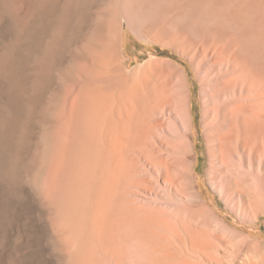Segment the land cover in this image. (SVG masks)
<instances>
[{"label":"bare ground","instance_id":"6f19581e","mask_svg":"<svg viewBox=\"0 0 264 264\" xmlns=\"http://www.w3.org/2000/svg\"><path fill=\"white\" fill-rule=\"evenodd\" d=\"M125 29L192 67L204 179L264 215V0H0V264H264L202 195L189 72Z\"/></svg>","mask_w":264,"mask_h":264},{"label":"rangeland","instance_id":"374dc122","mask_svg":"<svg viewBox=\"0 0 264 264\" xmlns=\"http://www.w3.org/2000/svg\"><path fill=\"white\" fill-rule=\"evenodd\" d=\"M123 35H125L124 37H122L124 39V42H126L124 46V48H126L125 56L130 59V67H134L137 63H142L147 59H153L162 56L168 57L169 55L174 56L176 61H179V63L185 66L186 71L189 72L188 76L192 89V114L194 116V135L198 151L197 171L203 180V183L200 187L202 195L206 198V200L211 202V204L218 210V212L222 216H226L230 222L237 225H244L247 230H251V232L255 233V235H258L259 237L264 239V215L260 217L256 223L240 222L236 218V216L225 207V204L221 199H219L218 195L212 192L209 185L204 179L205 170L208 165V156L201 128L199 85L195 80L192 67L187 61L180 58L173 50L140 40L135 37L130 31H126V29L123 31ZM162 49H166V52L160 53L159 51H161Z\"/></svg>","mask_w":264,"mask_h":264}]
</instances>
